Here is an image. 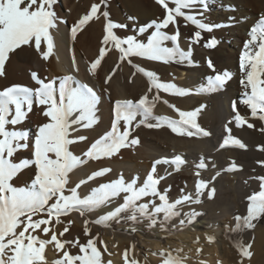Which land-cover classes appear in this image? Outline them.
Masks as SVG:
<instances>
[{"label":"snow or ice","instance_id":"6c2138e0","mask_svg":"<svg viewBox=\"0 0 264 264\" xmlns=\"http://www.w3.org/2000/svg\"><path fill=\"white\" fill-rule=\"evenodd\" d=\"M56 3L57 0H0V77L5 75V64L10 54L17 50L22 51L24 47L34 48L45 61L52 56L55 44L51 30L57 29L58 24L62 22L54 9ZM156 3L164 9L165 14L162 19H153L138 28V34L149 33L146 41L139 39L138 35H129L126 38L117 35L114 29L127 26L114 23L109 18L108 11H100L102 5L107 7L106 0L91 5L90 10L70 29L74 41L83 26L94 18L99 19L101 15L105 18L102 46L97 57L89 64L90 73H96L111 48L118 50L120 61H127L129 64L133 63L132 57L163 63L191 64L192 45L203 40L204 32H212L222 27L221 24L205 20V13L210 9V0H156ZM227 7L230 11L235 10L232 5ZM178 18H182L186 25L190 24L196 29L189 37L187 50L180 45ZM170 25L175 28L171 33L166 30ZM248 37L239 58V68L243 74L240 84L244 89L239 103L246 106L252 117L264 121V15L250 28ZM217 43L216 38L212 37L205 41L203 46L211 49L216 47ZM42 45H46V48ZM207 65L214 74L207 76L206 83L197 91L214 93L225 89L232 74L226 70L215 72L210 58ZM72 66L75 71H79L74 54ZM134 67L136 72L147 77V92L135 101L116 100L111 129L92 142L81 155L74 154L70 146L87 138H73L72 133L77 131V126L89 128L96 122V109L101 97L92 86L81 82L72 74L48 79L41 77L37 71H31V78L37 87L12 84L0 90V264H49L46 255L49 245L57 254L51 264H112L111 260L104 261L103 254L107 252V246L104 241H98L96 236L91 235L89 223L108 226L110 222L125 219L133 224L147 220L148 227H155L159 223L162 230L168 231L167 224L174 218L184 217L179 219V227L182 229L186 223L193 224L202 214L195 209L188 213H183L180 209L184 204L200 203V196L205 189H209L207 195L212 198L215 188L209 187V181L198 179L195 196L184 194L175 201H170L167 193L159 188L164 177L157 174V165H175L179 170L181 165L186 163L181 155L156 159L142 183L139 176L129 180L121 174L117 179L100 183L81 195L79 190L82 186L86 187L90 181L111 171L110 168L103 167L72 185L71 174L88 160L111 158L122 148L138 144V138L130 139L134 126L146 124L149 128H158L166 124L173 133L179 135H211L197 122L204 105L191 111L169 105L178 113L179 119L155 115L154 108L156 101L160 99V91L184 97L191 94V90L179 87L174 82L161 81L156 72L140 64H135ZM115 71L116 68H113L105 78V83L112 79ZM56 80H59L58 87ZM153 89L156 94L150 99L149 93ZM164 103L167 104L168 101ZM34 104L43 106L42 115L47 122L37 127L34 139H31L30 132L18 126L26 122ZM232 109L237 126L246 124L249 128L255 127L239 113L237 101H233ZM150 119H154L156 123H149ZM225 130L229 135L223 138L220 149L230 145L247 148L239 138L230 135L231 128L227 124ZM261 131L264 132V128ZM30 144L31 157L21 158L20 152L29 149ZM258 147L264 151V146ZM259 163L264 165V161ZM196 167H208L203 156ZM29 168L35 169L34 178L25 186H18L15 180ZM238 168L233 162L226 170L234 171ZM195 175L199 177L200 172L197 171ZM216 175L219 176L220 173L217 172ZM256 179L259 181V190L247 196L246 214L234 217L235 227L226 226L229 232L254 228L253 221L264 217V176ZM121 196L122 202L114 209L99 215L95 220H84V234L88 237L86 241L81 242L79 237L72 240L63 239L70 231L73 221L65 222L62 217L72 212L85 216L86 213L109 206ZM157 199L159 203H156ZM125 213L128 215L125 216ZM59 224H64V227L62 231L57 232L55 225ZM208 239L212 241L214 237L209 236ZM98 243L104 245L103 251L98 247ZM236 247L241 257L252 256L251 244L238 241ZM72 248L78 251L73 253ZM199 251L200 249H197V252ZM159 255L163 257L161 264H184V259L173 255L171 251L161 250ZM124 260L125 264H139L137 260L129 259L127 249L124 252Z\"/></svg>","mask_w":264,"mask_h":264},{"label":"rangeland","instance_id":"374dc122","mask_svg":"<svg viewBox=\"0 0 264 264\" xmlns=\"http://www.w3.org/2000/svg\"><path fill=\"white\" fill-rule=\"evenodd\" d=\"M142 2H143V4H142ZM93 3H100V0H94V1H90V0H57V3L54 6V9H55L56 13H58L57 15L60 18V20L62 21V23H63V25L67 31V34L70 38H71V33H70L71 27L78 21V19L81 16H83L84 14H86L90 10L91 5ZM106 4H107V7L105 8L102 5L100 11L101 12L105 11V10L108 11L110 14L109 18L114 23L123 24V25L127 26L124 28L114 29V31L117 33V35H119L122 38H126L129 35H138L139 39L146 41V37L149 33L138 34V28L142 25L149 23L153 19H158V18L162 19L164 14H165L164 9L156 3V0H147V4H145L144 1H142V0H106ZM170 6H172V5H170ZM210 12H211V9H209L205 13L206 22L218 23V24H221L223 26L218 28V29L213 30L212 32H204L203 33V40L199 44H193L192 45L193 56H192V63L191 64H189L187 62H183V63H181V62H170V63L155 62V61H148V60H146L144 58H140V57H132L131 59H132L133 63L129 64L127 61H120L118 50H116L115 48H111L108 51V53H106V56L102 60L101 65L96 70V73L93 75L92 73H90L88 71V68H89L90 62L97 57V55L99 53V49L102 46V39L104 36V25L106 23L105 18L102 15L99 17V20L94 18L88 24L83 26V28L80 31H78L77 37L74 41L71 38V45H72V48L74 50V53L79 57V59H81L82 61L84 60L85 64L87 65L86 71L89 72V74L92 77H94L97 80L96 82L99 84L98 95L101 97V99H100V101L97 105V109H96L97 110L96 111V122L94 123V125L92 127H89V128L79 127V129L81 131L87 132L88 135H91V134L97 135L93 138L94 140L98 139L101 136V134H102L101 131L105 130L107 132L111 129V125H112V122L114 120V107H115V101L116 100H118V99L119 100L132 99L135 101V100H138L142 95H144L147 92L148 87H149V81H148L147 77L145 75H143V73L136 72V69L134 67L135 64H140L141 66L145 67L146 69H149V70L156 72L161 81L174 82L175 84L177 82L178 86L180 85L179 82L181 80H186L185 77H187L186 74L185 75L181 74L182 76L181 75L178 76V72L180 71L182 66L190 67V69H192V68L195 69V70H192L190 72L191 73L194 72V74H196V76L191 78L190 80H188L189 81L188 82L189 87L186 86L185 88L191 90V94H189V95L199 94V95H197V97H199L198 98L199 102H198L197 106H195L193 108L191 107V102H190L189 98L187 97L188 95L184 96V97H180V96H175V95L164 93L163 91H160V94H159L160 99H158L156 101L155 108H154V114H156L157 116H168V117H171L174 119H177V118L179 119L178 113L175 111V109H173L169 105H175L177 108L184 110V111L195 110L196 108H199L201 105H204V107L201 109V111L197 117V121H198V124L203 129H205L206 131L211 133V135L207 136V137L199 136V135L193 136V137H189L186 135H179L177 133H173L171 131V129L166 124H164L158 128L157 127L149 128V127H147L146 124L140 125L139 127L134 126L131 129L130 139L131 138H138L139 143L136 145H129L128 147L122 148L119 151V153L114 155L115 157L112 156L110 158L111 165L113 167L116 165L118 166V164H121V165L127 164V165H125V167L127 166V168H124V169H118L117 168L118 169L117 170V169H115L116 167H114V169L116 171H114V170L111 171V173L113 175L110 173L111 175H110L108 181H111L113 179H117L121 174H123V176L129 180L132 177L138 175L140 178V182L142 183L143 179L146 177L145 175H147V173L151 170V167H152L151 165L153 164V162L156 159H160V156L156 157L155 159H151L150 155L152 154L153 150H154L153 153H156V154L158 153V155H161V158H165L162 155H164L163 153H166L167 150L169 148H171L170 146L172 143L167 138H169V139L171 138L172 139L171 141L179 142V144L185 143L188 140L187 143H185V145L187 144L186 146L184 144H180L182 146L181 148L179 147L180 145H177L175 147L178 149H182L184 147L183 148L184 150L185 149L190 150L193 156L198 157L197 163L200 162V159L202 156L204 157L205 162L207 163L208 167L205 169L196 168V172H197V170L199 172H201L200 178L197 177L196 175H195V177H192V176L183 177L176 172L177 169H176L175 165H172L174 169L171 170V169H168V168H170V165L167 166L166 164L165 165L161 164V165H163V167L161 166L162 170H160V165H157V174L160 176L163 175L164 179L162 180V184H163V182L165 183L166 181H168L165 183L166 188H169L167 195H168V198L172 199L173 201H175L176 199H178L179 197L184 195V193L187 194V191L189 189H192L193 190L192 192H194V195H195V187L194 186L196 185L198 179H204L206 181H209L210 182L209 187L215 188L214 196L210 199L207 195V191L209 189H205L204 193L200 196V201H201L200 203L184 204L183 206H185V207L181 206L182 207L181 211L186 213V212H189V210H192L194 207H196V208H194L196 211L206 213L207 212L205 210L206 207H205V209H202V211H201V208H199V206L200 205L202 206L203 204L204 205L211 204L212 207H214L213 211H215V212L217 211L218 214L221 216L218 218L219 221L217 223L203 224V225L200 223L202 225L200 227H195L193 225H190V226H187V227L181 229V228H179V225H178L179 223H170L172 230L168 229L169 232L167 231V235L164 234L166 236H164L163 239L161 237L151 238L150 236L149 237L146 236L144 234V232H142V231H140V232L136 231V234L133 235V236H135V240L137 241L136 246L135 245L133 246V250H135L134 251V258H136L138 255L140 257H146L149 255H153V253L157 254V256H158L159 251H161V250L169 251V250L174 249V250H179L180 254H182V255H184V254L187 255L186 257H188L191 260L195 259V260L199 261L200 258L202 256H204V254L200 253V251L202 248L205 247L206 244L205 243L199 244V243L194 242L193 236L194 235H200V234H206V233L210 232V233H212V235H214L215 239L217 240V243H218L217 252H220L223 249H227V250H229V252H231L229 255L234 256L238 263H242V262L246 261L245 257H241L239 250L236 247V243H237L236 241H239L238 239H240V235H242L241 232H237V233L235 232V234H234L233 232H229L227 230L226 226L235 227L236 221H235L234 217L236 216V214L237 215H243V214L245 215L246 214L247 203H248L246 198L252 192L259 190L258 189L259 188L258 187L259 181L256 179V177L264 176V174H260V173L258 174L257 167L255 165H253L251 167H249L248 165H244V167L239 166V168L237 170H234V171L225 170L226 165L224 164L225 159L223 157H227L231 161H239L240 162L239 158L233 157L231 154L234 151V149H236L237 146L230 145V146H227L226 148H224L222 150L219 148L218 145L216 146L217 142L223 141V138L226 135H229V133L226 132L225 127H224L226 124L228 125V127L231 128L230 135H232L234 137H237L240 139L241 135L242 136H248L249 135V131L243 130V128H244L243 126H237L235 120H233L234 116H235V113L233 112V109H232L233 101H237V109H238L239 113H241L242 116H244L245 118L247 117L246 119L248 121L253 119L254 117H252L250 115V112L248 109H246V106L239 103V98L242 96V94L244 92V89L240 84V80H241L243 74L239 68V58H240V55L243 51L244 45L235 50V54L231 57V60L227 59V55H225L226 52H225V54L222 53L219 56L220 58H217V56H215L216 53L213 50H215L216 48L222 49L221 46L222 45H228V43L230 44L232 39L229 38V36L231 37L229 30L225 31L226 36H228L227 38H224V37H222V35H220V31L223 28H225V24H224V22H221V21L214 19L213 14H211ZM130 17H133L135 19H129ZM92 23H93V26H92ZM94 23H96V24H94ZM178 24H179V31L181 33L180 45L183 49L187 50L189 47V37L192 36L193 32L196 31V29L194 26H192L190 24L186 25L185 21L182 18H178ZM166 30L171 33L175 30V28L170 25L169 28ZM212 37H215L216 40L218 41L216 47L211 48V49L204 47L203 46L204 42L207 41L208 39L212 38ZM169 46H171V44H169ZM209 58L212 60L214 66H215V72H223L225 70L229 71L232 74V78L227 83L225 89H223V90H219V91H216L214 93L198 92L197 89H199L201 87V85L206 83L207 76L214 74L213 70L209 69V67L207 65V60ZM11 63H10V67L5 71V75L0 77V88H1V85L6 84L5 81L8 83V81L10 82L14 78H20L18 80H23L24 77H27V73L25 71L16 69L15 67H11ZM117 65H119V67H117ZM113 68H116V71H115L114 75L112 76V79L108 83H105V78L109 75V73L112 71ZM20 72H22V73H20ZM134 72H136L135 76H133ZM180 78H183V79H180ZM92 84L94 85L93 82H90V85H92ZM99 87H100V89H99ZM116 91L118 93H116ZM119 91H120V93H119ZM239 92H240V94H239ZM155 93H156V90L153 89V91L151 93H149V98L151 99V97L153 95H155ZM225 99H227V100H225ZM164 101H168V103L166 104V103H164ZM221 104L223 105L222 107H221ZM223 107H225V108H223ZM165 108H166V110H165ZM228 111H229V114H228ZM159 112H160V114L161 113L162 114L160 115ZM201 113H206V115H212L213 118L215 117L214 119H218L217 121H215L214 124H216V123L218 124L219 122H223V124H221L223 128L221 127L220 133H224V136H221V137L220 136H217V137L214 136V138L217 141L216 140L211 141L213 138V134H215V133H213V131L211 132V130L216 131L217 129L213 128L211 125L201 124L202 123L201 117H200ZM103 116L105 117L104 120L101 118ZM106 116H108V117H106ZM250 116H251V118H250ZM137 119L139 120V117ZM254 119H258V118H254ZM249 122L251 123L252 121H249ZM149 123L155 124L156 121L154 119H150ZM253 123H251V124H253ZM262 123H264V121H262ZM96 124H98V125H96ZM263 126H264V124H263ZM95 129H96V131H95ZM99 129H101V131ZM122 129H123V123L121 122V130ZM139 129H142V131H138ZM237 131H239V132H237ZM261 140L263 141L264 139L262 138ZM167 141L169 143H166ZM196 143H199V144H196ZM201 143H202V145H201ZM196 145L199 147V149L196 147ZM89 146H90L89 143H86V144L84 143L82 145L83 148L82 147H81L82 149L79 148L80 152L81 153L85 152ZM189 146H191V147H189ZM192 148H193V150H192ZM247 148L246 149L249 150L248 146H247ZM246 149L242 151L243 154L246 153ZM220 151H223V156L219 153ZM144 152H146V153H144ZM177 153L178 152H176L173 155V157L179 154V153L178 154ZM263 155H264V153H262V155H260V156L262 157ZM149 158H150V160H148ZM113 160H115V161H113ZM117 160H118V162H117ZM263 160L264 159L262 157L259 161H263ZM187 161H189V160L187 159ZM242 161H245V160H242ZM254 161H257V160H254ZM259 161L257 163L259 165H262L259 163ZM135 162H137V163H135ZM251 162H253V161H251ZM263 167H264V165H263ZM143 169L146 170V172L143 173ZM167 171H168V173H166ZM217 172L220 173L219 176L216 175ZM174 176L176 177V179ZM171 178H172V180H170ZM251 180L252 181L255 180L257 185H258L257 188H255V190L252 188V181ZM162 184L160 183V185H162ZM211 185H212V187H211ZM184 190H186V191H184ZM204 198H206V199H204ZM157 201H158V199H157ZM121 202H122V198L121 197L117 198L116 200L113 201V204L109 205V207H112L114 209ZM187 206H189V207L187 208ZM233 206L234 207L238 206L239 210H238V208H235L234 210H232L231 208H233ZM215 207H216V209H215ZM217 207H219V208H217ZM197 208H199V209L197 210ZM202 208H204V206H202ZM242 208H244V211H243L244 213H242L240 211V209H242ZM184 209H187V210L189 209V210L185 212ZM224 210H227V212H225ZM230 210H232V211L228 212ZM69 218H70L69 215L62 217V219L65 222L69 221ZM263 222H264V218L261 217L258 223H263ZM122 223H120V224H122ZM174 224H175V227H174ZM61 225L64 226V224H61ZM256 225H255V227H256ZM138 227H141V226H138ZM254 228H252L253 232H254ZM58 229H59L58 225H55V230L57 232H60L63 230V229H61V230H58ZM148 229H150V228H148ZM158 233L162 234L161 231L157 232V234ZM100 235H103L102 232L100 233ZM44 238H47V237H44ZM63 239L72 240L73 238L72 237L70 238L69 235L66 233L65 236L63 237ZM153 241H155L154 244L151 243ZM224 241H225V244L223 243ZM168 242H171V243H168ZM106 246H107V252H110V253L114 252L115 245H114L113 241L106 240ZM100 248H102L101 250L103 251L104 246H100ZM197 249H200V251L197 252ZM71 251L73 253H76L78 251V249L72 248ZM54 252L55 251H54L53 247L51 245H49L46 249V255H47V258L49 260V264H51V261L56 258L57 254H56V252L55 253ZM104 253H106V252H104ZM218 254H217V256H218ZM219 256L221 257V255H219ZM197 257H200V258H197Z\"/></svg>","mask_w":264,"mask_h":264},{"label":"bare ground","instance_id":"6f19581e","mask_svg":"<svg viewBox=\"0 0 264 264\" xmlns=\"http://www.w3.org/2000/svg\"><path fill=\"white\" fill-rule=\"evenodd\" d=\"M90 1H94V0H90ZM142 1H144V3L147 4V0H142ZM142 4H143V2H142ZM228 5L234 6L235 10L234 11H230L228 9V7H227ZM210 9H211L210 13L213 14L214 19H216L218 21H221V22H224V24H225V28H223V29L221 28L222 30L220 31V35H222V37H224V38H227L228 36H226V32L225 31L229 30L230 35H231V37L229 36V38L232 39L230 44L228 43V45H222L221 46L222 49L216 48L215 50H213L216 53L215 56H217V58H220L219 56L222 53L225 54V52H226L225 55H227V59L231 60V57L235 54V50L238 49L239 47H242L244 45L245 41L249 38L248 37V32H249L250 28L252 26H254L258 22V19H259V17L261 15H264V0H210ZM94 24H96V23H94ZM92 26H93V23H92ZM51 31H52V34H53V39H54V44H55L52 56L47 61H45V60H43L40 57V55L35 51L34 48H30V47H24V49L22 51L21 50H17V52L10 54V57H9L8 61H6L4 71H6L10 67V63L12 62L11 63V67H15L16 69L25 71L27 73V77H24V78L22 77L23 80H18L20 78H14L10 82L8 81V83L5 81L6 84L1 85L0 90H2L4 87L12 85V84H22V85H25V86H28V87H33V88L37 87L38 85H36L35 82L31 78V71H37L38 74L41 77H47L48 79L61 77V76L66 75V74H72L78 80H80L83 83H87V84L90 85V82H93L94 85L92 84L90 86H92L98 93L99 84L96 82L97 80L94 77H92L89 74V72L86 71V66L87 65L85 64L84 60L82 61L81 59H79V57L74 53V50H73L72 45H71V38L68 36L67 31H66L63 23L60 22L58 24L57 29H53ZM42 46L46 48V45H42ZM73 54L75 55V58H76V61H77V66L79 68L78 72L75 71V69L72 66V56H73ZM192 70H195V69H193V68L190 69V67L182 66V68L178 72V76H180L181 74H184V75L186 74L187 77H185L186 80H181L180 82L178 81L180 83V85H181V86L179 85L180 87H184L185 88L186 86H188V82H189L188 80H190L191 78L196 76V74H194V72L193 73L190 72ZM22 72H20V73H22ZM180 79H183V78H180ZM58 84H59V80H56L57 87H58ZM176 84H178V83L176 82ZM99 89H100V87H99ZM116 93H118V92L116 91ZM119 93H120V91H119ZM239 94H240V92H239ZM197 95H199V94H197ZM197 95H193L192 94V95H188L187 96L189 98L190 102H191V107L192 108L197 106V104L199 102V100H198L199 97H197ZM225 100H227V99H225ZM222 106L223 105L221 104V107ZM223 108H225V107H223ZM165 110H166V108H165ZM42 112H43V106H36L34 104L33 111L29 114L26 122L24 124H22L21 126H18V127L27 129L30 132V134H31V139H34V134L36 132L37 127L40 124L47 122L46 118L42 115ZM159 114H160V112H159ZM228 114H229V111H228ZM106 117H108V116H106ZM200 117H201V122H202L201 124L211 125L213 128L217 129L216 131L211 130V132L213 131V133H215V134H213V138H212L211 141L216 140L214 138V136L215 137L224 136V133H220L221 132V127H222L221 124H223V122H219L218 124L217 123L214 124L215 121H217L218 119H214L215 117L213 118L212 115H206V113H201ZM101 118L103 120L105 119L104 116L101 117ZM250 118H251V116H250ZM249 121H252L251 123L254 122L253 125H255V127L249 128L246 124L243 125V127H244L243 130L249 131V135L248 136H242L241 135V137H240V140L242 142H244L249 147V150H247L248 149L247 148L246 149V153L247 154L246 153L243 154L242 151L245 150V149H241L239 147H236V149H234V151L231 154H232L233 157L239 158L240 162L239 161H231L229 158L223 157L225 159V163L224 164L226 165V166L224 165L225 166V170L229 167L230 164H232L234 162L238 166H243V167H244V165H248L249 167L255 165L257 167L258 174L259 173L260 174H264L263 165H259L257 163L262 157L264 159V155L262 157L260 156V155H262V153H264V151L260 150V148L258 147V146H264V140L263 141L261 140L262 138L264 139V132L261 131V129L264 128V126H263L264 123H262L261 120L254 119V118L249 120ZM96 125H98V124H96ZM81 128H83V127H81ZM99 130L101 131V129H99ZM95 131H96V129H95ZM138 131H142V129H139ZM101 132H102L101 135L106 133L105 130L101 131ZM237 132H239V131H237ZM78 136H84L87 139L84 140V141H77V142L73 143L70 146V148L74 152V154L81 155L82 153L80 152L79 148H81L84 143L85 144L89 143V145H90L92 142L95 141L93 138L95 136H97V135H95V134L88 135L87 132L81 131L79 129V126H77V131L72 133V137L75 138V137H78ZM167 139L170 142H172L171 146L168 144L171 148H169L166 153H163L164 155H162V156L163 157H167V158H171V157H173V155L176 152H178L179 154L178 153L177 154L181 155L186 163L181 165L179 170H177V171L175 170V171L179 175H181L183 177H186V176L195 177L196 168H197L196 165L198 164L197 163V158L198 157L197 156H193L190 150H187V149L184 150L183 149L184 147L182 149H178V148L175 147V146L180 145V144H184L185 145V143H187L188 140L187 141L185 140L186 141L185 143H180L179 144V142L171 141L172 140L171 138L170 139L167 138ZM166 143H169V142L167 141ZM221 143H222V141L221 142H217L216 146L217 145L219 146ZM196 144H199V143H196ZM201 145H202V143H201ZM179 147L181 148L182 146L180 145ZM189 147H191V146H189ZM196 147L199 149V147L197 145H196ZM192 150H193V148H192ZM153 152H154V150H153ZM153 152L150 155L151 159H155L158 156H160V158H161V155H158V153L156 154V153H153ZM144 153H146V152H144ZM219 153L223 156V151H220ZM19 155H20L21 158H30L31 157V144H30L29 149L21 151ZM113 157H115V156H113ZM187 159L189 161H187ZM148 160H150V158ZM242 160H245V161H242ZM254 160H257V161H254ZM113 161H115V160H113ZM251 161H253V162H251ZM117 162H118V160H117ZM135 163H137V162H135ZM125 165H127V164H125ZM125 165L124 164L123 165L118 164V166L116 165L114 167H116L115 169H117V168L118 169H124V168H127V166L125 167ZM161 166L163 167V165H160V170H162ZM167 166H169V165H167ZM103 167H108V168L111 169V171L112 170L116 171L114 169V167L111 165L110 158H102V159H99V160H88L85 165H83L82 167L78 168L77 170L74 171V173L71 174L72 185L74 186L75 183L78 182L79 179L85 178L87 175L91 174L93 171H96V170H98L100 168H103ZM168 169L173 170L174 168H173L172 165H170V168H168ZM34 171H35L34 168H29L28 170L23 171V173L21 175H19V178L17 180H15V183L18 186H25L26 184L30 183V180L32 178H34ZM111 171L109 173L105 174L103 177H98V178H95L93 181H90L86 187L82 186L81 189L79 190L80 194L84 195L92 187L98 186L100 183L107 182L109 180L110 175L112 174ZM144 172H146V170L143 169V173ZM166 173H168V171ZM200 174H201V172H200ZM199 178H200V176H199ZM175 179H176V177H175ZM170 180H172V178ZM253 181H252V188L255 190V188H257L258 185H257L255 180H253ZM166 182H168V181H166ZM165 183L163 182V184H164L163 185L162 182H161L162 185H159V188H160L161 191H165L167 193L169 191L168 190L169 188H166V184ZM211 187H212V185H211ZM186 190H184V191H186ZM192 191H193L192 189H189L187 191V194H192L193 196H195L194 192H192ZM121 198H122V196H121ZM204 199H206V198H204ZM169 200L173 201L172 199H169ZM157 202L159 203V200ZM200 206H199V208H201V211H202V209H205V207H206L205 210L207 212L206 213L200 212L202 214L199 215L197 217L196 221L193 224H191V225H193L195 227H200L203 224H213V223H217L219 221L218 218L221 215H219L217 211L216 212L213 211L214 207H212L211 204H207V205L203 204L202 206H204V208H202V206L201 207ZM183 207H185V206H183ZM188 207L189 206H187V208ZM194 208H196V207H194ZM199 208H197V210ZM217 208H219V207H217ZM235 208H238V210H239L238 206L237 207L233 206V208H231V209L234 210ZM112 209H113L112 207L106 206V207L102 208L99 211H93L91 213H86L85 216H80V214L78 212H72L71 214H69V217H70L69 220L73 221V223L71 224L70 231L67 234L69 235L70 238L71 237L72 238L79 237L81 242L86 241L88 239V237L85 236V234H84V227H85L84 226V220L85 219L95 220L99 215H101L103 213H106L107 211H110ZM181 209H182V207H181ZM215 209H216V207H215ZM188 210L184 209L185 212L188 211ZM232 210H230L228 212H231ZM189 211H191V210H189ZM224 211L227 212V210H224ZM240 211L242 213H244L243 212L244 208L240 209ZM186 213H188V212H186ZM124 215L126 216L128 214L125 213ZM182 218H184V217L181 216V217L174 218L171 222H169L167 224V228L172 230L170 223H179V219H182ZM259 220L260 219L255 220V221H253V223L256 225L259 222ZM120 223H122V224H120ZM148 223L149 222L147 220H144L141 223L133 224L132 222H130V221L125 219V220H121L120 222H115V221L110 222V224L108 226L98 225V224H95V223H89L88 227L91 230V235L92 236H96L98 241H104L105 244H106V240H111V241L114 242V245H115L114 252L113 253L106 252V253L103 254V259H104L105 262H107L108 260H111L112 264H125L124 252L127 249V250H129V259H135V260H137L139 262V264H161V260L163 259V257H161L159 254L157 256V254L153 253V255H149V256H146V257H140L138 255L136 258H134V251L135 250H133V246L134 245L136 246V242L137 241L135 240V236H133V235L136 234V231H139V232L142 231V232H144V234L146 236H148V237L150 236L151 238H159V237H161L163 239L164 236L167 235V231L162 230L160 225H159V223L155 227H151V228L148 227ZM138 226H141V227H138ZM187 226H190V225L186 223L183 228H185ZM63 227H64L63 225L59 224L58 225V228H59L58 230L63 229ZM148 228H150V229H148ZM156 231L157 232L161 231L162 234L161 233L157 234ZM101 232H102L103 235H100ZM242 232H241L242 235H240V239H238L239 242L252 245V247L250 249V251L252 252V256L250 258L245 257L247 262L244 261L242 263H238L234 256L229 255L231 252H229V250H227V249H223L222 251L217 252V248H218L217 240L215 239L214 235H212V233H210V232L206 233V234H200V235H194L193 236L194 242L199 243V244H201V243L202 244L203 243L206 244L205 247L202 248L201 251H200V253L204 254V256H202L201 258L197 257V258H200L199 261H197L195 259H193V260L189 259L188 257H186L187 255L180 254V251L177 252V250H174V249L173 250H169V251H171L173 253V255H179L181 258H183L184 259V264H264V222L263 223H258L256 225V227L254 228V232H253L252 228L251 229H247L246 228ZM233 233L235 234V232H233ZM164 234H166V235H164ZM209 236L214 237V239L212 241H209V239H208ZM154 242L155 241H153L151 243L154 244ZM236 242H238V241H236ZM168 243H171V242H168ZM223 243L225 244V241ZM100 246H104V245L98 243V247H100ZM217 254H218V256H217ZM219 255H221V257Z\"/></svg>","mask_w":264,"mask_h":264}]
</instances>
